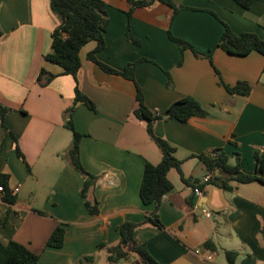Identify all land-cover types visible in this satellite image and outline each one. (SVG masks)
<instances>
[{
	"label": "crops",
	"instance_id": "1",
	"mask_svg": "<svg viewBox=\"0 0 264 264\" xmlns=\"http://www.w3.org/2000/svg\"><path fill=\"white\" fill-rule=\"evenodd\" d=\"M103 1L108 25L96 56L118 70L136 63L134 80L89 60L93 41L80 49L76 77L65 74L44 58L59 24L49 0H0V104L9 109L5 128L0 119V173L9 176L11 192L18 188L13 202L0 193V240L23 244L38 255L37 264H142L130 249L126 257L108 260L109 248L120 243V225L131 221L138 224L134 237L158 264H227L226 250L236 252L235 264H264V184L235 183L224 190L204 181L208 172L198 158L236 152L241 167L253 171L254 152L264 150V55L238 56L218 46L225 25L264 40V0L247 9L234 0H172L178 11L157 1L135 7L130 16L127 0ZM169 34L211 61L191 49L181 52ZM42 68L55 75L44 85L37 80ZM238 81L247 82L250 92L230 93L223 85ZM136 84L152 112L164 115L183 97L207 112L185 122L163 115L154 121V133L174 148L189 180L168 171L173 187L156 209L160 226L144 222L154 204L144 205L139 195L145 163H159L161 153L147 122L134 114ZM76 86L95 105L92 110L79 102L72 114L82 134L81 164L97 176L90 197L97 201L95 214L85 207L83 176L67 156L72 133L64 126L65 110ZM58 224H64V243L48 247Z\"/></svg>",
	"mask_w": 264,
	"mask_h": 264
},
{
	"label": "trees",
	"instance_id": "2",
	"mask_svg": "<svg viewBox=\"0 0 264 264\" xmlns=\"http://www.w3.org/2000/svg\"><path fill=\"white\" fill-rule=\"evenodd\" d=\"M127 1L130 4L129 11L127 12L129 16L135 7H150L157 1L173 7L174 11H178L179 9L172 0ZM234 1L244 9L249 8L253 2V0ZM49 4L59 24L52 32L51 51L44 56L46 60L61 66L65 74H69L75 78L81 65L79 57L80 49L88 42L93 41L95 42V46L87 54L89 60L98 64L107 73L118 74L130 80H134L136 63L127 64L123 69L118 70L101 62L96 56L98 52L104 49V32L108 25V16L103 0H49ZM128 37L136 44L139 42L130 34H128ZM169 37L179 46L181 52L185 49H191L194 55L205 56L211 61L210 55L198 52L187 41L174 37L171 34H169ZM218 46L227 53L238 56H245L252 51L264 55V40L250 32L236 34L226 25L218 41ZM178 64H181V59ZM216 72L218 73L217 70ZM166 73L168 74V72ZM54 76V74L48 73L42 68L37 80L41 85H44ZM223 85L230 93L244 95L250 92V85L245 81H238L234 86ZM136 89V101L138 106L134 114L139 119L147 122V133L155 142L161 153V160L159 163H145L139 187V195L144 205L154 204V210L145 217L144 222L160 226L161 224L158 220L156 209L160 204L162 196L173 187L167 176L168 171L175 169L179 172L183 181L188 182L189 180L182 173V161L174 156V148L171 147L167 141L154 133V121L161 118L163 113L156 115L149 110L144 103L142 90L137 84ZM79 102L95 110L93 102L80 91L78 86H76L73 104L65 110L67 120L64 126L72 133V141L67 150V156L71 165L83 176V186L80 191V196L84 198L85 207L90 214H95L98 211L97 201L90 197L93 187L96 184L97 176L87 172L81 164L79 140L82 134L76 131L72 123V114L75 109V104ZM8 112L9 109L0 104V119L1 125L4 128L5 115ZM165 113L169 114L171 118L181 122L187 121L192 116H205L207 114L200 103L192 97H183L174 101L166 109ZM16 149L17 152L20 153L18 147ZM198 158L204 164L207 172L210 173V178L206 182L214 184L224 190H232L233 184L235 183L245 184L257 182L264 184V150H257L254 152L255 168L253 171H246L241 167L240 157L236 152L232 155H228L222 150H219L214 151L213 155H200ZM232 158H234V161H231ZM8 179L9 176L7 174L0 173V185L4 188L2 198L4 201L13 202L15 198L11 195ZM37 212L41 213L40 211ZM137 226V223L131 221H125L120 225V243L109 248L108 260L110 262L126 257L127 249H130V251L140 259L142 264H158L149 254L145 244L134 237V231ZM64 234V224H58L46 240V246L54 248L61 247L64 243ZM210 244V241L205 243L206 246H210ZM224 254L227 264H235V251L226 250ZM37 263L38 255L23 244L14 240H9L7 242L0 240V264Z\"/></svg>",
	"mask_w": 264,
	"mask_h": 264
},
{
	"label": "built area",
	"instance_id": "3",
	"mask_svg": "<svg viewBox=\"0 0 264 264\" xmlns=\"http://www.w3.org/2000/svg\"><path fill=\"white\" fill-rule=\"evenodd\" d=\"M154 114L158 115L159 112H158V111H154ZM212 155H213V153H212ZM209 178H210V173L208 172L207 175H205V177H204V181H208ZM17 190H18V188H14V189L12 190L11 193L16 192ZM194 191H195L197 194H200V193H201V190H200L199 188H195ZM0 193H1V194L4 193V188H3L2 185H0ZM204 215H205L206 217H210V212H204Z\"/></svg>",
	"mask_w": 264,
	"mask_h": 264
},
{
	"label": "water",
	"instance_id": "4",
	"mask_svg": "<svg viewBox=\"0 0 264 264\" xmlns=\"http://www.w3.org/2000/svg\"><path fill=\"white\" fill-rule=\"evenodd\" d=\"M163 117H165V118L169 117V114L166 113V114L163 115Z\"/></svg>",
	"mask_w": 264,
	"mask_h": 264
}]
</instances>
